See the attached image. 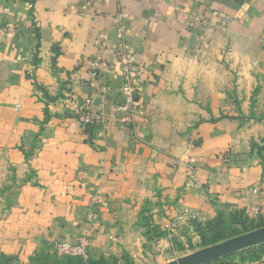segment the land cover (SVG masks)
Wrapping results in <instances>:
<instances>
[{
  "label": "crops",
  "instance_id": "crops-1",
  "mask_svg": "<svg viewBox=\"0 0 264 264\" xmlns=\"http://www.w3.org/2000/svg\"><path fill=\"white\" fill-rule=\"evenodd\" d=\"M120 12L135 124L117 110ZM86 100L92 126L69 105ZM236 213L264 216V0H0V254L27 263L86 231L87 261L164 264Z\"/></svg>",
  "mask_w": 264,
  "mask_h": 264
},
{
  "label": "built area",
  "instance_id": "built-area-1",
  "mask_svg": "<svg viewBox=\"0 0 264 264\" xmlns=\"http://www.w3.org/2000/svg\"><path fill=\"white\" fill-rule=\"evenodd\" d=\"M127 16L120 12L118 14V23H117V40L118 46L116 48V56L121 67V79L123 81L122 87L119 89V92L124 96L125 102L122 106L117 108L118 111L125 113L128 117V122L135 124L134 115L136 110V100L138 95L137 86L141 82V73L143 67L138 64L137 59L134 54L127 52L124 46L125 35L127 31L126 21ZM205 15H197L188 20V27H193L198 23H205ZM100 69L101 63L99 61H93L90 68L87 71V81L91 86H97L102 96H107L111 94L109 87L105 85H100ZM70 108L74 117L82 125H94L101 121L99 115L93 116L91 114V102L86 100L85 102L78 104L76 102L69 103ZM190 174L195 180V170L192 166L189 167ZM255 214H258V210H254ZM175 226L167 228L169 232V238H173ZM90 246V240L87 238L86 231H83L78 238L75 244L63 243V242H54L52 245V252L58 257H74L78 258L84 262L88 260V248ZM259 264H264V259L260 261Z\"/></svg>",
  "mask_w": 264,
  "mask_h": 264
},
{
  "label": "trees",
  "instance_id": "trees-1",
  "mask_svg": "<svg viewBox=\"0 0 264 264\" xmlns=\"http://www.w3.org/2000/svg\"><path fill=\"white\" fill-rule=\"evenodd\" d=\"M19 2H26L30 5H33L35 0H16ZM50 100H53L50 98ZM86 126H92V125H86ZM263 148H261L262 150ZM259 219H261L264 226V216H259ZM141 220H144L143 217H141ZM249 219L247 216L243 213H236L229 216H219L212 222H207L203 226H197L196 232L198 233L202 248L208 247L211 245H214L216 243L222 242L224 240H227L229 238L244 234L246 232H249V230H244L242 232H236L233 235H227V228H235L236 226H245V222H248ZM147 222L145 223V226L147 228V237L152 236L155 238H161L165 236V232H159L157 227L149 228ZM174 243V240H173ZM264 258V244L249 248L243 251H240L238 253H235L231 256H227L225 258L219 259L217 261L208 263V264H237L235 262L236 259H239L240 262L243 261H258L260 259ZM64 260L67 259L69 261L78 260L81 261L78 258L74 257H62L58 258L53 252H40L35 254L33 257L30 258L29 264H50L51 262H54L56 260ZM16 259L11 256H6L3 254H0V264H15ZM80 264V262H78ZM84 264H110L109 262L100 259L96 262L92 261H86Z\"/></svg>",
  "mask_w": 264,
  "mask_h": 264
},
{
  "label": "water",
  "instance_id": "water-1",
  "mask_svg": "<svg viewBox=\"0 0 264 264\" xmlns=\"http://www.w3.org/2000/svg\"><path fill=\"white\" fill-rule=\"evenodd\" d=\"M262 244H264V227L201 248L164 264H208Z\"/></svg>",
  "mask_w": 264,
  "mask_h": 264
},
{
  "label": "rangeland",
  "instance_id": "rangeland-1",
  "mask_svg": "<svg viewBox=\"0 0 264 264\" xmlns=\"http://www.w3.org/2000/svg\"><path fill=\"white\" fill-rule=\"evenodd\" d=\"M245 224H246V227L240 225V226H236L235 228H227V235L230 236L236 232H242L244 230L252 231V230H255L257 228L264 227V226H261V225H263V223H262L261 219H259V218H249V221L245 222ZM202 245L203 244L201 243L200 239L198 242H192L191 240H187V238L185 239V242H178L177 240H174L173 247H174L175 252H176L174 259L188 255L194 251H197L196 249H198V250L201 249ZM78 262H80V264H84V261H82V260L81 261H78V260L69 261L67 259H64V260L58 259L54 262H51L50 264H78ZM15 264H29V262L20 263L18 261H15Z\"/></svg>",
  "mask_w": 264,
  "mask_h": 264
}]
</instances>
